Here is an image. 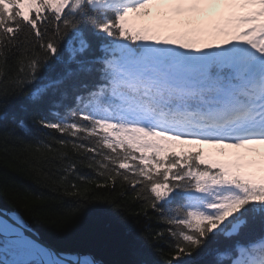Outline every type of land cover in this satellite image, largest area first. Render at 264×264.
<instances>
[{
  "label": "snow or ice",
  "instance_id": "snow-or-ice-1",
  "mask_svg": "<svg viewBox=\"0 0 264 264\" xmlns=\"http://www.w3.org/2000/svg\"><path fill=\"white\" fill-rule=\"evenodd\" d=\"M53 65L25 98L50 105L34 123L70 138L37 152L59 162L77 212L130 192L167 226L154 235L168 264L210 244L207 264H264V0H0V98ZM0 261L95 264L15 230Z\"/></svg>",
  "mask_w": 264,
  "mask_h": 264
},
{
  "label": "trees",
  "instance_id": "trees-1",
  "mask_svg": "<svg viewBox=\"0 0 264 264\" xmlns=\"http://www.w3.org/2000/svg\"><path fill=\"white\" fill-rule=\"evenodd\" d=\"M138 23L146 25L150 21L142 19ZM15 68V57L10 56L8 74H13ZM59 70L50 66L23 93L0 98V111L8 116L0 122V207L22 214L44 241L62 252L90 254L99 264H168L167 244L154 235L167 226L155 213L149 210L150 218L145 217L142 203L133 201L130 192L126 198H120L119 191L112 195L104 192L103 196L109 199L90 200L77 212V200L65 195L59 182L55 168L59 162L51 161L50 155L45 159L37 152L38 148L43 151L45 144L59 148L53 137L70 139L34 123L40 116H48L49 103L33 104L25 98L26 93ZM21 106L27 111H21ZM13 117L23 119L29 131L19 129ZM69 157L76 158L70 150ZM78 172L98 179L86 167L80 166ZM213 247L215 244H210L194 254L193 264L212 261L216 254L210 255L209 251Z\"/></svg>",
  "mask_w": 264,
  "mask_h": 264
},
{
  "label": "water",
  "instance_id": "water-1",
  "mask_svg": "<svg viewBox=\"0 0 264 264\" xmlns=\"http://www.w3.org/2000/svg\"><path fill=\"white\" fill-rule=\"evenodd\" d=\"M0 217L7 220L8 222H10V225H11L13 230L17 231V229H18L21 233H24L30 239H34L42 247H45V248H47L51 251H54L58 254L63 253V254L71 255L74 259H81L84 256L81 253L62 252V251L58 250L57 248L53 247L52 245H50L49 243L43 241L42 238L39 237L36 234V232L32 229V227L25 220V218L16 212L8 211V210L0 208ZM0 233H7V232L0 228ZM89 257L91 258L92 261L95 262V264H98L97 261L93 257H91V256H89ZM81 260H84V259H81Z\"/></svg>",
  "mask_w": 264,
  "mask_h": 264
},
{
  "label": "bare ground",
  "instance_id": "bare-ground-1",
  "mask_svg": "<svg viewBox=\"0 0 264 264\" xmlns=\"http://www.w3.org/2000/svg\"><path fill=\"white\" fill-rule=\"evenodd\" d=\"M0 228L3 229L4 231H6L7 233H9L10 231L13 230L10 223L1 217H0ZM81 259H83V258H81Z\"/></svg>",
  "mask_w": 264,
  "mask_h": 264
}]
</instances>
